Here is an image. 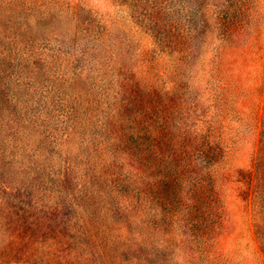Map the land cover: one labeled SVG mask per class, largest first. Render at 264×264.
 <instances>
[{
    "label": "rangeland",
    "instance_id": "374dc122",
    "mask_svg": "<svg viewBox=\"0 0 264 264\" xmlns=\"http://www.w3.org/2000/svg\"><path fill=\"white\" fill-rule=\"evenodd\" d=\"M0 264H264V0H0Z\"/></svg>",
    "mask_w": 264,
    "mask_h": 264
},
{
    "label": "trees",
    "instance_id": "16d2710c",
    "mask_svg": "<svg viewBox=\"0 0 264 264\" xmlns=\"http://www.w3.org/2000/svg\"><path fill=\"white\" fill-rule=\"evenodd\" d=\"M206 140L204 143H205V146L203 144V150L205 151L206 153V156L208 157H213L214 153L216 152L217 149H221L223 148V146H221V142L220 140L217 139V137H214V136H207ZM230 151L232 152V148L231 147H224V150L223 152H226L227 155L230 154ZM215 172L213 170V174L212 175H215ZM212 191L214 192V194L216 195V197L218 198H224V195H229V193L226 194V192H224V189L220 188L217 184L214 183L213 185V188H212Z\"/></svg>",
    "mask_w": 264,
    "mask_h": 264
}]
</instances>
